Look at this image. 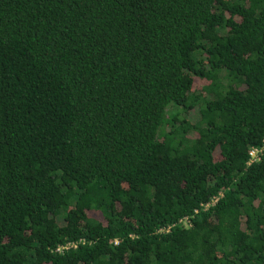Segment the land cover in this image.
Returning <instances> with one entry per match:
<instances>
[{
    "label": "trees",
    "instance_id": "16d2710c",
    "mask_svg": "<svg viewBox=\"0 0 264 264\" xmlns=\"http://www.w3.org/2000/svg\"><path fill=\"white\" fill-rule=\"evenodd\" d=\"M263 139L264 0H0V264H264Z\"/></svg>",
    "mask_w": 264,
    "mask_h": 264
},
{
    "label": "built area",
    "instance_id": "2783aa9c",
    "mask_svg": "<svg viewBox=\"0 0 264 264\" xmlns=\"http://www.w3.org/2000/svg\"><path fill=\"white\" fill-rule=\"evenodd\" d=\"M263 149H264V139H263V146L261 148L251 147L249 149V152H248L249 159H248L247 165L255 163L256 160L258 159V155L262 153ZM205 207H208V205ZM196 212L197 211H195V213ZM184 221H187V220L184 219ZM170 229H171V226H167V227L161 228L158 232L159 233H168L170 231ZM78 244L83 245L84 241L80 240L78 242L66 243L65 245L58 246L56 249V253L60 254V253H63L64 251H67L70 249H76Z\"/></svg>",
    "mask_w": 264,
    "mask_h": 264
}]
</instances>
